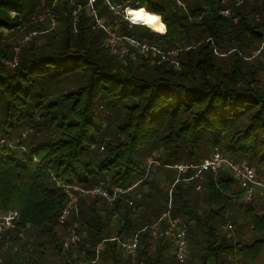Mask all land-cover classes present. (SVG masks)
Masks as SVG:
<instances>
[{"label": "trees", "instance_id": "1", "mask_svg": "<svg viewBox=\"0 0 264 264\" xmlns=\"http://www.w3.org/2000/svg\"><path fill=\"white\" fill-rule=\"evenodd\" d=\"M143 1L0 0V137L13 146L0 148V212L18 213L0 264H264V201H237L245 187L224 166L198 178L170 168L218 152L264 177V15L235 0ZM124 4L160 16L172 4L166 33L130 25ZM4 30L24 32L17 52ZM111 30L166 56L125 40L119 56ZM99 185L133 187L111 203L82 195ZM167 212L186 226L183 262L152 235ZM70 228L78 239L64 246ZM134 235L132 259L118 242Z\"/></svg>", "mask_w": 264, "mask_h": 264}, {"label": "built area", "instance_id": "2", "mask_svg": "<svg viewBox=\"0 0 264 264\" xmlns=\"http://www.w3.org/2000/svg\"><path fill=\"white\" fill-rule=\"evenodd\" d=\"M88 1L89 3H91L94 0H88ZM52 23H54V21H52ZM100 27H102V25H100ZM106 32L111 39L113 40L119 39L111 35L109 31ZM123 40L127 41L131 46H133L135 48V49L133 48L134 51L137 50L143 53L150 52L152 55L160 56L161 59H164L166 56L155 46H148L147 44L141 43L134 39L121 37L120 41ZM15 51L17 52L18 48H16ZM113 51L119 54L120 56L125 54V50L122 48H120L119 51L117 50L116 51L113 50ZM134 51H131L130 53L131 57H135ZM168 54H173V52ZM7 64L9 65L16 64V57H14L10 61H7ZM4 146L13 147L10 142L0 137V148ZM149 164H151V162H149ZM221 166L227 167L233 173V175L236 177L239 183L243 187H245L246 200L249 201L254 193L258 194L259 196L264 195V178L260 177V175L257 172H255L252 168H250L246 163H240V164L233 163L232 161L220 155L218 152L213 153L210 157L205 158L201 163L197 165L175 164L173 166H170V168L176 169L179 173H184L189 170L194 171L193 177L198 178L201 172L206 170L215 172ZM132 187L133 186L128 187L126 189L120 187H113L110 192L105 189L97 187L91 190L81 189V192L86 193L88 195H99L108 201H113L119 194H123L128 191H131ZM69 196L71 199L70 202L68 203L67 208H69L72 202H75L76 200L75 198H72L73 196L71 194H69ZM66 214H67V209H64L60 219L63 218ZM17 219H18V213L16 210L10 209L5 212H0V241L2 235L7 230L13 229L15 227V223ZM161 222H164L165 228L163 229V231H158L157 227L160 225ZM185 228L186 226L179 218H171L168 212L163 214L158 219V221L151 226V229L153 230L152 235L154 237L167 236L171 239L174 247L173 248L174 256L176 260L179 262H183L185 259V251H186ZM77 239H78V233L75 231V229H72L70 231L69 237L66 239L64 243V246H67L68 244L76 243ZM120 246L124 249L127 255H129L132 259H134L137 254V247H138L137 236L134 235L130 239L120 242ZM1 247L3 248L6 247V244L0 246V248Z\"/></svg>", "mask_w": 264, "mask_h": 264}, {"label": "rangeland", "instance_id": "3", "mask_svg": "<svg viewBox=\"0 0 264 264\" xmlns=\"http://www.w3.org/2000/svg\"><path fill=\"white\" fill-rule=\"evenodd\" d=\"M173 1H176V4L177 5H182L181 4V2H180V0H173ZM236 1V6L240 9V11H242L243 13H246V11H248V9H250V8H252L253 7V10H252V15H250V17H252V16H259V14H262V15H264V9H262V4H264V0H235ZM151 2H153V3H155V0H149L148 2L147 1H143V4H145V5H148L149 3H151ZM127 4H124L123 5V7L124 6H126ZM119 8V7H118ZM128 7L126 6V7H124L123 8V10L124 11H122V12H124V15H125V9H127ZM174 8V6L172 5V4H170V6H165L164 7V10H163V16L164 17H166L169 21L173 18V14L171 13V11H172V9ZM182 8H183V5H182ZM122 9V8H121ZM260 11V12H259ZM121 12V13H122ZM120 13V12H119ZM92 14H93V12H92ZM172 14V15H171ZM224 14L225 15H227L228 14V16H230V14H231V12H230V10H228V11H224ZM10 16L11 17H14L15 15H14V13H10ZM162 15H161V17H163ZM163 17V18H164ZM34 20L35 19H38V22H41V23H43V25L44 26H46V27H53V25L55 24V21H54V23H52V21H53V19H52V17H47V15L45 14V12H37L36 14H34L33 15V17H32ZM39 18H41V19H39ZM129 23V22H128ZM119 27V24L118 23H116V26H114V29H116V28H118ZM110 33H111V35H113L115 38H119L120 40H121V36H119V34H115V32L113 31V30H111V31H109ZM153 33H156V32H154V31H152ZM23 34H24V32L22 31V32H20V33H17V34H14V33H9V32H7L6 30H4V31H1V38H4V37H10V39L12 40V42L17 46V47H15L14 48V50L16 49V48H18L19 46H21L22 44H24V42L26 41V39L23 37ZM158 34V33H157ZM23 37V38H22ZM125 38V37H124ZM117 40V39H115V40H113V39H111L110 38V36H108L107 37V41H106V45H107V47H108V49L109 50H111L112 52H114L113 50H117V51H119V49L120 48H122V45H124L123 44V41H120V40ZM141 43H145V44H147L148 46H155V45H152V44H149V43H146V42H141ZM155 47H157V46H155ZM158 48V47H157ZM159 49V48H158ZM160 50V49H159ZM161 51V50H160ZM161 52H163V51H161ZM171 52H173V54H175L176 52L175 51H171ZM171 52H168V53H171ZM117 54V53H116ZM163 54L165 55V53L163 52ZM258 54V50H254L252 53H251V56H256ZM117 55H119V54H117ZM123 55H125V54H123ZM122 55V56H123ZM120 56V55H119ZM258 56V55H257ZM262 58H260L259 60H261ZM7 67H9V68H13L14 66H15V64L14 65H9V64H7V61L4 63ZM150 161V160H149ZM150 162H152V161H150ZM220 170H224V172H226V173H229V174H231L232 175V172L227 168V167H221L220 168ZM217 174V173H216ZM260 177H262L261 175H260ZM262 178H264V177H262ZM98 188H102V186L101 185H99L98 186ZM199 188V187H198ZM197 188V189H198ZM91 190V189H90ZM82 195H85V196H92V195H88V194H86V193H83L82 192ZM94 196H96V197H100V198H102V199H105V198H103L102 196H99V195H94ZM72 198H75V199H77V194H74L73 195V197ZM106 200V199H105ZM240 200H242L243 202H249L250 200H255L256 202H258V201H264V195H261V196H259L258 194H256V193H254L253 195H252V198L248 201V200H246L245 199V193H244V195L242 196V198L241 199H238L237 201H240ZM107 202H110L111 203V201H108V200H106ZM73 204L72 205H76V200H75V202H72ZM260 211H258L259 213H264V203H261L260 204ZM75 226V225H74ZM241 228H240V230H241V232H242V235H243V238L245 239V241L247 240V238L249 237V235H250V232L246 229V227H247V225H245L244 224V221H243V218L241 217ZM72 229L70 228V230L66 233V235H65V237H64V243H65V241H66V239L69 237V235H70V231H71ZM234 232V231H233ZM127 239H130V237L129 238H126V239H124V240H121V241H119L118 243H119V245H120V242H123V241H125V240H127ZM64 243H63V245H64ZM173 247H172V251H171V253L173 252ZM96 252H97V250H96ZM168 256H171V255H169L168 254Z\"/></svg>", "mask_w": 264, "mask_h": 264}, {"label": "clouds", "instance_id": "4", "mask_svg": "<svg viewBox=\"0 0 264 264\" xmlns=\"http://www.w3.org/2000/svg\"><path fill=\"white\" fill-rule=\"evenodd\" d=\"M124 19L127 20L130 25L145 27L161 35L165 34L167 31V25L163 21V18L156 13L147 11L143 7L125 9Z\"/></svg>", "mask_w": 264, "mask_h": 264}]
</instances>
